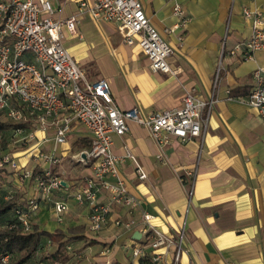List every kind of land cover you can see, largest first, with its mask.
Listing matches in <instances>:
<instances>
[{"label":"crops","instance_id":"obj_1","mask_svg":"<svg viewBox=\"0 0 264 264\" xmlns=\"http://www.w3.org/2000/svg\"><path fill=\"white\" fill-rule=\"evenodd\" d=\"M49 1L55 20L75 19L73 32L63 30L64 48L88 82L107 81L118 109L137 108L142 114L172 111L190 93L212 103L206 131L201 142L184 144L170 136L167 144L157 146L145 128L127 122L123 136H112L111 152L120 158L118 176L138 205L132 210L113 209L107 225L92 233L88 207L71 197L73 186L92 172V162L85 156L92 138L86 128L76 125L60 145L54 144L52 128L37 130L29 147L20 145L13 128L0 130L2 137L14 139L0 150V158L10 156L35 174L49 169L61 182V189L45 200L32 180L18 183L6 165L0 172V202L18 192L24 202L36 199L39 210L26 233L35 227L61 232L68 264H147L133 258L130 249L144 238V214L152 216L151 226L173 241L183 235L178 262H173L170 251L163 264H264V124L258 111L244 101L254 86L253 70L264 65V48L248 60L228 55L251 34L243 9L260 10L264 16V0H174L188 18L183 29L175 28L178 18L172 2L139 0L150 24L171 49L170 73L152 72L146 55L136 43L123 41L116 23L79 12L82 0ZM231 91L236 97H230ZM8 121L0 114V124ZM52 152L57 159L54 165L33 158ZM137 167L145 179L138 178ZM105 200L100 194L98 201ZM54 202L67 207L62 223L56 221ZM13 218V212L0 218V229ZM118 219L132 221V228L116 227ZM47 241L43 240L44 250L51 253L54 247L45 246ZM106 249L110 252L104 255Z\"/></svg>","mask_w":264,"mask_h":264},{"label":"built area","instance_id":"obj_2","mask_svg":"<svg viewBox=\"0 0 264 264\" xmlns=\"http://www.w3.org/2000/svg\"><path fill=\"white\" fill-rule=\"evenodd\" d=\"M165 1L172 2V13L178 18L175 28L183 29L188 21L185 10L174 0ZM78 10L94 19L116 23L123 41L128 45L136 43L146 55L152 72H171L167 63L171 49L150 24L139 0H82ZM53 14L49 0H0V114L10 121L34 127L13 130V136L23 147H29L37 130L52 128L54 144L60 145L76 125L86 128L92 138L85 156L92 162V172L73 186L71 197L77 204L88 207V230L97 233L107 225L113 209L132 210L138 205L118 176L117 165L121 160L111 152L112 136H123L128 131L127 122H133L145 128L157 146L167 144L170 136L184 144L192 140L201 142L212 103L187 93L182 106L172 111L142 114L137 108L118 109L107 81L88 82L63 46V30L73 32L75 19L58 21ZM242 15L250 23V37L228 55L248 60L264 48V16L260 10L249 8H244ZM219 71L220 66L215 71L214 86ZM252 79L254 86L244 101L258 111L264 124V65L253 70ZM126 156L133 160L130 154ZM33 158H40L49 166L57 163L53 152L39 153ZM4 165L13 170L18 183L32 180L45 200L52 191L61 189L60 180L49 169L35 174L10 156L0 159V167ZM137 175L145 179L138 167ZM100 194L106 197L102 203L98 201ZM53 208L56 221L62 223L66 205L54 202ZM38 210L36 199L25 201L13 210L15 222L9 227L20 226L28 232ZM150 220L152 216L143 215L145 235L141 242L131 246V256L147 264H163L164 256L171 251L173 262L177 263L183 235L173 241L151 226ZM114 225L130 230L133 222L118 219ZM50 244L47 241L45 246ZM109 252L106 249L103 254ZM6 260L3 258V262Z\"/></svg>","mask_w":264,"mask_h":264},{"label":"trees","instance_id":"obj_3","mask_svg":"<svg viewBox=\"0 0 264 264\" xmlns=\"http://www.w3.org/2000/svg\"><path fill=\"white\" fill-rule=\"evenodd\" d=\"M229 95L234 98L236 92L231 91ZM25 126L23 123L8 121L0 124V130ZM4 166L0 167V172L5 171ZM37 171L35 170V172ZM23 198V193L18 192L0 202V218L13 212L20 204H24ZM14 222L13 218L9 225ZM9 225L0 229V264H68L69 257L66 253L65 236L61 232L48 233L39 231L35 227L32 232L26 233L20 226L9 227ZM44 239L51 242L52 247H54L53 252L48 253L44 250ZM36 256H39L37 261H35ZM5 257L7 260L3 262Z\"/></svg>","mask_w":264,"mask_h":264},{"label":"rangeland","instance_id":"obj_4","mask_svg":"<svg viewBox=\"0 0 264 264\" xmlns=\"http://www.w3.org/2000/svg\"><path fill=\"white\" fill-rule=\"evenodd\" d=\"M13 136L11 135H6L3 136L0 140V150L1 149H7V145H10L13 143L14 139L12 138ZM1 159V158H0ZM3 227L2 225H0V228Z\"/></svg>","mask_w":264,"mask_h":264}]
</instances>
